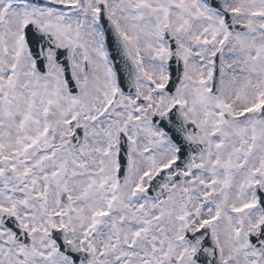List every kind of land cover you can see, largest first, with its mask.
I'll list each match as a JSON object with an SVG mask.
<instances>
[{
	"label": "snow or ice",
	"instance_id": "snow-or-ice-1",
	"mask_svg": "<svg viewBox=\"0 0 264 264\" xmlns=\"http://www.w3.org/2000/svg\"><path fill=\"white\" fill-rule=\"evenodd\" d=\"M0 264H264V0H0Z\"/></svg>",
	"mask_w": 264,
	"mask_h": 264
}]
</instances>
